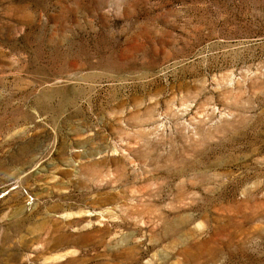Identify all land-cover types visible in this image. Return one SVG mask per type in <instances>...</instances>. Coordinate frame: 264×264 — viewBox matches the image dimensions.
<instances>
[{
    "label": "rangeland",
    "instance_id": "374dc122",
    "mask_svg": "<svg viewBox=\"0 0 264 264\" xmlns=\"http://www.w3.org/2000/svg\"><path fill=\"white\" fill-rule=\"evenodd\" d=\"M0 264H264V0H0Z\"/></svg>",
    "mask_w": 264,
    "mask_h": 264
}]
</instances>
